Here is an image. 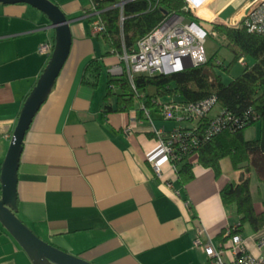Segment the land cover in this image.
Wrapping results in <instances>:
<instances>
[{"label":"crops","instance_id":"1","mask_svg":"<svg viewBox=\"0 0 264 264\" xmlns=\"http://www.w3.org/2000/svg\"><path fill=\"white\" fill-rule=\"evenodd\" d=\"M70 21L71 47L50 95L35 115L23 140L17 171V218L50 246L89 264H209L193 246L196 229L204 240L218 245L240 225L234 206L224 207L220 192L245 177L229 158L219 174L189 158L193 179L185 186L167 161L150 124L140 122L125 133L139 101L128 111L116 110V98L106 101L108 74L118 64L101 35L93 36L82 0H48ZM91 1V0H90ZM257 0H188L191 12L213 38V24L236 26L247 7ZM37 10L26 4L0 3V167L6 156L21 108L50 56L41 55L44 42L54 45V32ZM99 61L101 76L95 88L82 84L85 66ZM245 59L243 64L250 66ZM115 88L113 87V90ZM170 99H158L157 104ZM107 104L109 109L104 108ZM108 110V111H107ZM156 129L177 127L151 110ZM181 126V125H180ZM258 132L244 139H258ZM161 170L162 180L150 163ZM250 168L253 210L264 213V182ZM170 186V187H169ZM238 235L247 252L264 259L257 242L263 231L244 223ZM227 254L225 258H227ZM0 264H32L26 253L0 225Z\"/></svg>","mask_w":264,"mask_h":264},{"label":"trees","instance_id":"2","mask_svg":"<svg viewBox=\"0 0 264 264\" xmlns=\"http://www.w3.org/2000/svg\"><path fill=\"white\" fill-rule=\"evenodd\" d=\"M122 10L117 8L120 0H91L100 11L104 25L103 39L109 44L113 55L129 54L137 43L153 32L169 15L182 16L193 23L200 20L188 8L185 0H125ZM188 2V0H187ZM189 6L190 3L188 2ZM191 8V7H190ZM194 12V11H193ZM123 18L120 29L119 18ZM212 33L225 37V48L232 55L227 67L213 63L209 59L204 65L189 68L169 75H137L128 79L125 74H108L107 95L115 96L116 110L128 111L139 101L137 111L155 110L160 114L158 99H170L182 104H195L210 96L216 98L219 111L228 115L232 121L207 140L201 138L208 128L204 120L191 135L197 139L196 147L181 154L174 162L179 184L183 187L193 179L189 158L198 157V164L211 168L219 174V163L229 158L234 169L243 166L245 177L237 185L224 186L220 192L224 207L234 206L240 216L239 227L230 235L240 232L242 224L247 223L254 231H263L264 213L253 210L249 191V172L254 168L260 182H264V36L248 33L241 23L236 26L213 24ZM248 59L252 63L244 66L240 75L228 84L220 78L221 71L228 73L232 64ZM102 68L97 60L90 61L84 68L81 82L95 88L101 76ZM117 92L112 93L111 89ZM105 111L109 109L104 105ZM108 111V110H107ZM110 111V109H109ZM259 126L258 139L247 141L243 133L246 129ZM187 127V126H184ZM183 131H187L184 129Z\"/></svg>","mask_w":264,"mask_h":264},{"label":"built area","instance_id":"3","mask_svg":"<svg viewBox=\"0 0 264 264\" xmlns=\"http://www.w3.org/2000/svg\"><path fill=\"white\" fill-rule=\"evenodd\" d=\"M185 1L191 11L187 0ZM125 3V0H120L116 7L121 11ZM100 13L96 5H93L89 14L93 36H102L105 31ZM242 16L240 23L248 33L264 36V0L252 2ZM122 22L123 18L120 17V29H122ZM206 36L207 33L200 24L171 14L153 32L139 41L129 54L124 52L121 56L117 55L118 64L111 67L109 73L125 74L131 82L132 78L137 75H169L199 67L208 61L203 49ZM52 50L53 45L49 42H44L38 47L41 55L49 56ZM239 63L243 64V60H239ZM158 105L161 107L159 112L162 121L174 123L177 125L176 128L169 132L156 129L150 118V112L143 106L140 110L142 116L150 124L153 134L161 144L165 157L174 171H176L174 162L179 159V156L196 147L197 139L191 135L193 132L189 128L196 129L200 123L207 120L208 128L205 134L201 135V138L207 140L232 121L231 117L221 114V111L210 116L217 105L214 96L195 104L171 101ZM139 112L137 110L133 112L128 125L124 128L125 133H130L140 122L141 117L137 115ZM184 129L187 131H183ZM150 167L156 177L162 180L160 167L154 162L150 163ZM204 232L202 226L197 227L193 246L203 252L209 264H264L263 258H255L247 252L246 245L238 234L230 235L227 242L215 246L205 242ZM263 246L264 235L258 240L256 247L262 249ZM226 254L227 258H225Z\"/></svg>","mask_w":264,"mask_h":264},{"label":"water","instance_id":"4","mask_svg":"<svg viewBox=\"0 0 264 264\" xmlns=\"http://www.w3.org/2000/svg\"><path fill=\"white\" fill-rule=\"evenodd\" d=\"M202 0H194L201 2ZM3 4H26L40 12L54 32L50 59L35 86L26 97L16 127L0 167V225L26 253L32 264H89L62 252L39 239L16 216L17 171L23 149V140L35 115L50 95L70 52V21L48 0H0Z\"/></svg>","mask_w":264,"mask_h":264},{"label":"rangeland","instance_id":"5","mask_svg":"<svg viewBox=\"0 0 264 264\" xmlns=\"http://www.w3.org/2000/svg\"><path fill=\"white\" fill-rule=\"evenodd\" d=\"M84 1V4L86 7H90V0H82ZM193 13V12H192ZM194 14V13H193ZM204 30L207 33V36L205 38V43L203 46L204 53L207 57V59H212L213 63L222 65L223 67H227L230 61L232 60V55L229 53V51L225 48L226 44L222 43V39L220 37L213 38L208 31V29L204 26H202ZM243 67L241 65H238V63L232 64L228 73L222 72L221 71V80L224 84H228L230 81H232L236 76L240 75L242 72ZM105 75H106V68L103 63V73L101 75V85H104L105 82ZM112 93H116L117 89L115 88L114 90L111 89ZM219 112V106L216 105L212 112L210 113V116L216 115V113ZM257 133L258 132V127H250L248 128L246 135L249 136L251 133Z\"/></svg>","mask_w":264,"mask_h":264}]
</instances>
